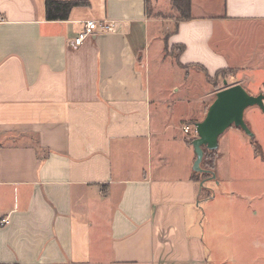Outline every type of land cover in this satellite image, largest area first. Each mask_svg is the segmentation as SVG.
Segmentation results:
<instances>
[{"label": "crops", "instance_id": "0c3cea01", "mask_svg": "<svg viewBox=\"0 0 264 264\" xmlns=\"http://www.w3.org/2000/svg\"><path fill=\"white\" fill-rule=\"evenodd\" d=\"M54 1L86 6L48 21L45 0H0V264H223L199 230L197 122L145 78L163 21L146 0ZM172 26L177 66L264 72V0H191Z\"/></svg>", "mask_w": 264, "mask_h": 264}, {"label": "rangeland", "instance_id": "374dc122", "mask_svg": "<svg viewBox=\"0 0 264 264\" xmlns=\"http://www.w3.org/2000/svg\"><path fill=\"white\" fill-rule=\"evenodd\" d=\"M198 4L206 3L199 1ZM151 15L162 20L163 26H158L157 39L153 35L157 31L150 30L145 69L149 91L154 98L176 105L177 112L185 107L180 112L187 114V124L200 122L215 93L224 87L223 81L226 86L236 84V72L226 69L216 78L207 76L199 67L177 66V49H164V41L174 23L170 20L174 16L170 1L152 5ZM260 71L244 70L239 77V82L241 77L247 78V84L242 87L249 94L254 95L255 89L264 82L261 76L264 72ZM187 97L191 98L188 102ZM244 121L253 138L234 126L226 129L218 139V149L213 151L215 178L204 180L197 199L203 241L220 240L224 244L223 249L217 246L218 257L227 259L223 264H264V113L257 107H249L244 112ZM178 127L181 132L180 123ZM189 127L195 133L194 126ZM231 240L237 241L236 245L233 242L230 246Z\"/></svg>", "mask_w": 264, "mask_h": 264}, {"label": "water", "instance_id": "95a60500", "mask_svg": "<svg viewBox=\"0 0 264 264\" xmlns=\"http://www.w3.org/2000/svg\"><path fill=\"white\" fill-rule=\"evenodd\" d=\"M215 93V97L209 105L203 119L194 124L196 138L192 141L195 160L192 171L196 173L206 172L200 165L204 150L213 152L218 149L219 137L231 126L240 129L249 138H253L251 131L244 121V112L249 107H257L264 113V94H249L241 85L226 86ZM215 175H211L214 179ZM202 181L199 186H202Z\"/></svg>", "mask_w": 264, "mask_h": 264}, {"label": "trees", "instance_id": "16d2710c", "mask_svg": "<svg viewBox=\"0 0 264 264\" xmlns=\"http://www.w3.org/2000/svg\"><path fill=\"white\" fill-rule=\"evenodd\" d=\"M151 1L153 0H146V13L148 16L151 15ZM80 6H86V3L82 1L45 0L46 20L48 21L66 20L68 18L70 11L73 8ZM170 6L174 13L173 19H174V32H175L178 23L189 21L191 19V0H170ZM174 48L177 49L178 54H180L183 51V46H177ZM222 71L224 70L218 71L215 74L216 78ZM255 152L256 154L258 153L257 149ZM200 167L202 170L206 172L194 173V176L192 178L197 183L209 179L211 178L212 174H215L214 171L216 167V159L214 156V152H209L204 150V155Z\"/></svg>", "mask_w": 264, "mask_h": 264}, {"label": "built area", "instance_id": "2783aa9c", "mask_svg": "<svg viewBox=\"0 0 264 264\" xmlns=\"http://www.w3.org/2000/svg\"><path fill=\"white\" fill-rule=\"evenodd\" d=\"M96 23L94 21H86L83 24L82 29L77 33V35L75 36L74 40H73V46L75 48L79 47L80 45H82V43L89 38L91 35L94 34L95 30H96ZM190 127L186 126L183 128V132L184 133H188L190 132Z\"/></svg>", "mask_w": 264, "mask_h": 264}]
</instances>
